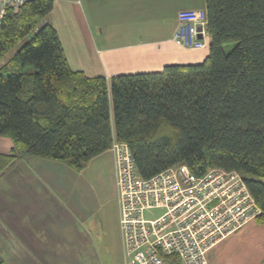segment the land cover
<instances>
[{
  "label": "trees",
  "instance_id": "trees-1",
  "mask_svg": "<svg viewBox=\"0 0 264 264\" xmlns=\"http://www.w3.org/2000/svg\"><path fill=\"white\" fill-rule=\"evenodd\" d=\"M54 1L27 0L0 27V136L12 141L0 177L27 155L80 170L124 142L143 177L180 163L240 172L264 224V0H205L201 62L109 82L70 68L56 29L40 22Z\"/></svg>",
  "mask_w": 264,
  "mask_h": 264
},
{
  "label": "built area",
  "instance_id": "built-area-1",
  "mask_svg": "<svg viewBox=\"0 0 264 264\" xmlns=\"http://www.w3.org/2000/svg\"><path fill=\"white\" fill-rule=\"evenodd\" d=\"M26 1L0 0V27L7 10ZM208 35L205 9L177 13V45L203 48ZM109 150L125 264H209L210 248L260 212L238 171L210 167L196 174L180 163L143 177L126 143L113 141Z\"/></svg>",
  "mask_w": 264,
  "mask_h": 264
},
{
  "label": "rangeland",
  "instance_id": "rangeland-1",
  "mask_svg": "<svg viewBox=\"0 0 264 264\" xmlns=\"http://www.w3.org/2000/svg\"><path fill=\"white\" fill-rule=\"evenodd\" d=\"M29 193L41 214L24 229L19 200ZM119 212L111 150L80 170L52 159L18 158L0 177L1 264H125ZM240 231L212 247L207 256L213 264L235 245Z\"/></svg>",
  "mask_w": 264,
  "mask_h": 264
},
{
  "label": "crops",
  "instance_id": "crops-1",
  "mask_svg": "<svg viewBox=\"0 0 264 264\" xmlns=\"http://www.w3.org/2000/svg\"><path fill=\"white\" fill-rule=\"evenodd\" d=\"M187 8L205 9V0H55L51 12L40 22L54 26L72 70L104 76L109 82L118 74L201 62L209 52V35L205 46L197 49L181 47L172 39L177 13ZM11 147V139L0 136V153ZM29 195L19 200L25 207L20 221L24 229L32 227L41 214L38 201ZM238 230L237 242L217 263L260 264L264 258V224L253 218L231 234Z\"/></svg>",
  "mask_w": 264,
  "mask_h": 264
}]
</instances>
